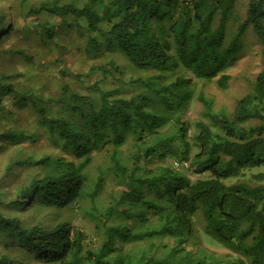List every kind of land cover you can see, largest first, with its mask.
<instances>
[{"label":"trees","instance_id":"trees-1","mask_svg":"<svg viewBox=\"0 0 264 264\" xmlns=\"http://www.w3.org/2000/svg\"><path fill=\"white\" fill-rule=\"evenodd\" d=\"M239 2L245 17L229 39L227 26ZM4 9L0 42L16 24L11 5ZM31 11L56 16L60 28L85 31L89 56L119 52L135 68L157 73L137 79L142 89L130 97L96 82L94 97L63 85L53 101L71 115H51L31 93L19 98L20 107L22 99L30 104L61 155L5 166L8 175L21 163L40 171L8 202L12 216L0 210V264H264V170L239 179L264 165V0H49ZM248 27L259 44L261 69L232 112L215 110L213 99L195 95L180 70L199 80L216 78L226 89L227 68ZM53 30L46 28L48 37ZM100 69L105 77L121 73L113 62ZM168 73L175 79L165 80ZM4 78L0 109L4 95L15 94ZM194 99L202 105L201 119L183 120ZM2 135L18 140L12 132ZM93 155L102 162L89 179ZM187 170L207 176L192 180ZM231 178L238 180L227 183ZM107 181L120 188L87 211L94 223L89 235L70 216L85 195L98 198ZM198 211L205 236L227 255L184 247L194 236Z\"/></svg>","mask_w":264,"mask_h":264},{"label":"rangeland","instance_id":"rangeland-1","mask_svg":"<svg viewBox=\"0 0 264 264\" xmlns=\"http://www.w3.org/2000/svg\"><path fill=\"white\" fill-rule=\"evenodd\" d=\"M49 0H0V10L8 14L4 9L8 4L13 9L12 17L15 19V27L11 33L0 42V76H6L14 93L4 95L2 109H0V210L4 215L12 216L13 210L8 206V202L18 192V189L28 183L39 167L31 163H21L15 165L11 171L5 173V166L12 161H34L44 155H61L60 150L53 147L48 141L45 127L38 122L37 115L30 104L22 99L24 105H18L19 98L28 94L40 99L51 115H71L62 104L53 101L61 95L63 85H69L72 91L79 95H89L94 97L96 82L101 87L113 89L118 95L130 97L141 91L137 79H146L153 76L155 71H142L135 68L119 52H106L99 56H89L85 53L84 47L87 44V34L85 31H77L71 28H60L63 26L56 16L48 15L46 12H32L37 10L43 2ZM245 17L244 2L238 3L237 17L227 26L226 38H232L238 24ZM5 19H8L5 17ZM54 27L51 37H48L46 28ZM12 51V52H11ZM23 51V57L16 53ZM115 63L121 70L111 76L106 73L103 76L101 66ZM261 69L259 56V44L256 41L251 29L248 27L241 41V50L236 55L231 66L227 68L230 74L228 87L220 89L216 84V78L211 80H199L194 78L189 72L181 69V75L189 79L190 89L195 93L203 92L214 101V109H224L232 112L237 98L252 89V83ZM175 79L174 75L167 74L165 80ZM109 89V90H110ZM93 91V92H90ZM202 105L194 99L189 108L182 115L183 120L194 122L201 119ZM12 132L18 136V140L11 141L4 138L3 132ZM129 144L125 145L126 149ZM97 154V153H95ZM102 162L101 156L93 155V160L86 167L87 177L94 179L96 168ZM167 162H172L168 160ZM155 164L156 162H151ZM149 163V167L153 166ZM264 170V165L246 171L241 180H250L251 173ZM188 176L195 180L199 177H206L207 174L197 175L187 170ZM238 179H227V183ZM114 181H107L104 191L98 198L92 200L85 195L80 202L77 215L70 216L72 224H78L89 235H94V223L86 215L93 208H100L104 203L103 198L109 196V192L116 189ZM120 188V187H118ZM117 188V189H118ZM13 198V199H14ZM34 215V210L29 214ZM27 214L23 218H27ZM58 218L61 214H57ZM36 218L33 216V220ZM194 236L184 247L193 252L202 250L205 253H212L214 256H224L228 251L221 245L214 243L204 234V222L200 211L194 217ZM163 242L171 244L173 240L164 239Z\"/></svg>","mask_w":264,"mask_h":264},{"label":"built area","instance_id":"built-area-1","mask_svg":"<svg viewBox=\"0 0 264 264\" xmlns=\"http://www.w3.org/2000/svg\"><path fill=\"white\" fill-rule=\"evenodd\" d=\"M176 164V163H175Z\"/></svg>","mask_w":264,"mask_h":264}]
</instances>
